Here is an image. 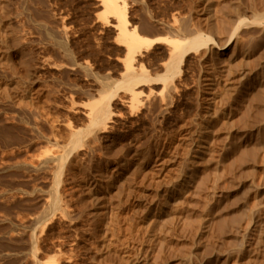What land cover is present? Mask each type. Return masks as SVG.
<instances>
[{
	"label": "bare ground",
	"instance_id": "6f19581e",
	"mask_svg": "<svg viewBox=\"0 0 264 264\" xmlns=\"http://www.w3.org/2000/svg\"><path fill=\"white\" fill-rule=\"evenodd\" d=\"M27 1L0 0V72L11 77H0V123L13 122L0 124V264H264V0H143L145 8L139 11L142 19L146 16V38L142 27L143 37L137 27H129L128 1L101 0L99 22L109 24V17L115 18L119 40H114L126 48L119 80L109 77V71L101 77L77 61L80 50L75 52L67 29L58 28L61 20L52 32L46 24L53 12L44 18L46 24L41 13V20H34L33 1ZM34 31L62 56L51 66L78 71L96 83L94 91L84 88L80 81H66L61 71L68 83L60 84L65 85L61 89L54 85V96L61 95L71 107L66 105V110L87 108L85 125L72 123L78 116L71 112L64 117L67 131L63 120L62 126L57 123L65 111L57 110L52 90L32 72L33 58L25 53ZM143 47L153 50L145 58L147 65L138 61ZM159 50L160 63L155 64L154 52ZM20 66L25 78L19 77ZM142 86H152L143 98ZM118 92L128 95L129 108L143 104L151 114L159 112L164 129L161 142L153 144L159 160L152 164L150 149L136 153L134 148L135 156L120 161L129 176L147 170L150 189L143 214L136 210V216L133 204L129 209L134 217L122 218L127 220L124 226L118 215L107 217L103 205L131 190L124 174L111 169L110 154L104 153L102 136L112 135L109 123ZM78 96L87 98L85 107L77 108Z\"/></svg>",
	"mask_w": 264,
	"mask_h": 264
},
{
	"label": "rangeland",
	"instance_id": "374dc122",
	"mask_svg": "<svg viewBox=\"0 0 264 264\" xmlns=\"http://www.w3.org/2000/svg\"><path fill=\"white\" fill-rule=\"evenodd\" d=\"M20 1V0H19ZM25 1H27V0H25ZM30 3H32L31 1H33V4H34V6H33V10H35V11H37V12H33V10L31 11V13H32V16H33V18H34V20H38L39 18H40V15H41V18H42V21H43V23H45L46 21L48 22V20L50 21V22H46L45 24H46V26L48 27V28H51L52 30L54 29V30H58V28H60L61 29V27H65L67 30V33H69L68 34V36L70 37V40H72L73 41V43H72V45H73V48H74V50H75V52L76 51H78V50H80V51H78V52H76L75 53V56H76V60L77 61H81L80 63H82V64H85V66H87V64H89L88 66H90L89 68H91V70H93V72L94 73H98V75H100V74H102L101 75V77L103 76L104 77V75L106 74V76L105 77H107L108 75V71L110 72V75H109V77H113V76H115V77H113L112 79L113 80H119L120 78H121V75H122V73H124L123 72V70L125 71V63L123 62V60L124 61H126V58H125V55H126V51H124V50H126V48H124L125 47V45H122V43L119 45V44H117V41L119 40L118 39V30H117V28H116V20H115V18H113V17H109V18H111V19H109L108 20V22H109V24L108 23H105V24H108V25H106L105 26V24L101 21V23L99 22V20L101 19L100 18V14L98 13V11H100L101 10V7H102V4H101V0H100V2H99V0H52V2H51V0L50 1H48V0H46V5L48 6V8H47V6H45L44 4H45V0L44 1H42V0H28ZM27 1V2H28ZM35 1H37V7H38V9H37V7L35 6L36 5V2ZM39 1V2H38ZM40 1H42V2H44V4H42ZM54 1V2H53ZM70 1V2H69ZM73 1H75L74 3H73ZM126 1V2H125ZM123 0L122 2H125L126 4H127V1H128V4H127V10H130V11H128V20H129V27L130 28H132L133 26L134 27H137V29H138V31L140 32V34L142 33V37H143V34H144V31L142 32L141 30V28H139V27H142L143 28V30H145L146 32H145V34H144V38H146L145 36H146V34H147V20H146V16H145V13H143V15H144V18H145V20H144V18L142 19V17H141V15H142V12H140V11H142L144 8H145V6H144V1L143 0H134V1H132V0ZM142 1V2H141ZM176 0H171V2L173 3V2H175ZM52 3V5H50V4H47V3ZM62 2V3H61ZM130 2H135L133 5H132V3H130ZM177 2V1H176ZM30 3L28 4L27 3V5H28V7L30 8V10L32 9L31 7V5H30ZM54 3V4H53ZM56 3V4H55ZM67 3V4H66ZM71 5H70V4ZM66 4V5H65ZM69 4V5H68ZM76 4V5H75ZM80 6H79V5ZM84 4V5H83ZM101 4V5H100ZM136 4V5H135ZM44 5V6H43ZM55 7H54V6ZM58 5V6H57ZM83 5V6H82ZM130 5H132L131 7H129ZM50 6H52V7H50ZM70 6H73V7H70ZM77 6H79V8L77 7ZM135 6V7H134ZM140 8H138V7ZM144 6V7H143ZM43 7V8H42ZM50 11H48L46 8ZM51 9H50V8ZM69 7V8H68ZM138 8V11H137V8ZM41 8H42V10L44 11V10H46V13H45V11L44 12H42L41 11ZM55 8V9H54ZM58 8V9H57ZM67 8V9H66ZM75 10H74V9ZM82 8H84L83 10H81ZM103 8V7H102ZM134 8V9H133ZM141 8H143V9H141ZM52 9H53V11H52ZM72 11H71V10ZM79 9V10H78ZM131 9H133V11L131 10ZM60 10V11H59ZM62 10V11H61ZM65 10H66V12H65ZM76 10H78V11H76ZM103 10V9H102ZM101 10V11H102ZM140 10V11H139ZM40 11V12H39ZM47 11L49 12V13H47ZM54 11H55V14H54ZM59 11V12H58ZM69 11H71L70 13H69ZM77 13H76V12ZM82 11V12H81ZM84 11V12H83ZM100 11V12H101ZM39 12V13H38ZM53 12V13H52ZM62 12V13H61ZM68 12V13H67ZM74 12H75V15H74ZM134 12V13H133ZM136 12V13H135ZM139 12V13H138ZM143 12H145V10L143 11ZM41 13V14H40ZM43 13H45V14H43ZM50 13H52V15H55L54 17L53 16H51V14ZM79 13V14H78ZM81 13H83V14H81ZM141 13V14H140ZM37 14H38V16H37ZM40 14V15H39ZM48 14V16L47 17H42L43 15L44 16H46ZM49 14H50V16L51 17H53V18H51L50 16H49ZM88 16H87V15ZM98 14V15H97ZM131 14V15H130ZM135 16H134V15ZM60 15H63V17L65 18H63V19H61L62 18V16H60ZM76 15H78V16H76ZM82 17H81V16ZM129 15H130V17H132V18H130L129 17ZM140 15V16H139ZM69 16V17H68ZM72 16V17H71ZM97 16H98V20H97ZM135 18H134V17ZM139 18H141L142 20H139L138 19V17ZM50 17V18H49ZM57 17V18H56ZM58 17H60V18H58ZM68 17V18H67ZM96 17V18H95ZM41 18H40V20H41ZM44 18H49L48 20H46V19H44ZM71 18H72V21H71ZM77 18V19H76ZM91 18L93 19L92 21H96V22H92V21H90L91 20ZM100 18V19H99ZM51 19V20H50ZM54 21H53V20ZM68 19V20H67ZM73 19H74V21H73ZM79 19V20H78ZM90 19V20H89ZM95 19V20H94ZM113 19V20H112ZM130 19L132 20V21H130ZM136 19V20H135ZM39 20V21H40ZM46 20V21H45ZM57 20H61V21H65V24H66V26L68 25V27H66L65 25H63L64 23H62L61 24V21L59 22V21H57ZM79 21V23H78V21ZM137 20H139L138 22H137ZM41 21V22H42ZM45 21V22H44ZM52 21V22H51ZM56 21H57V26H58V28H56ZM69 23H68V22ZM80 21H82V22H80ZM112 21H114V22H112ZM16 22H18V21H16ZM16 22H15V24L14 25H16V26H18V25H21L20 24V22L19 23H17L16 24ZM112 22V23H111ZM135 22V23H134ZM54 23V24H53ZM71 23H74V24H71ZM76 23V24H75ZM81 23L83 24L82 26L83 27H81L82 28V30H81V28H80V26H81ZM86 23H88V24H86ZM133 23V24H132ZM138 23H140L138 26H137V24ZM53 26H52V25ZM60 24V25H59ZM91 26H90V25ZM101 24V25H100ZM103 24V25H102ZM114 24V25H113ZM135 24V25H134ZM143 24V25H142ZM49 25H51V27L49 26ZM55 25V26H54ZM63 25V26H62ZM72 27H71V26ZM75 25H77V27H79V29L76 27V28H73ZM88 25V26H87ZM94 25V26H93ZM132 25V26H131ZM86 26V27H85ZM108 26V27H107ZM112 26V27H111ZM114 26V27H113ZM70 27H71V29H70ZM69 28V29H68ZM51 29H49L50 31H52ZM77 30L76 31V33H75V31L74 30ZM52 31V32H55V31ZM71 32H70V31ZM80 30L82 31V32H80ZM117 32V34H116V32ZM75 34H74V33ZM81 34H80V33ZM84 32V33H83ZM37 34H39V36L37 35ZM34 35H37V36H34ZM34 35L32 34V36H29V38L32 40V42H29V44H27L26 45V47H25V50L26 51H28V52H26L25 51V53L27 54V55H29L31 58H35L36 60H37V62H36V60L34 59H32V63H37L36 64V66H35V64H32L31 63V65L33 66L31 69H33L32 70V72L33 73H36L35 75H36V77L37 78H39L38 76H40V80L42 81V83H46L47 84V86H45V89H48L49 91L50 90H52L51 92V94H50V97H51V99L53 100H55L54 102L55 103H53L54 105H58V111H61V113L62 112H64L65 111V113H63L61 116L63 117V118H60V119H58L59 120V122H57V123H59V125H61L62 126V123H64V126H63V129H65V124H68V123H66V122H68V120L66 119V118H64L65 116H67L68 115V112H69V115H70V112H71V114H76V116H78L79 117V120H78V117H75L76 118V120H75V118L74 119H71V122L72 123H74V124H77V125H80L81 123H82V125H80L79 127H81V126H83V125H85L86 123H84V121L83 120H85V122L87 121L86 119H85V116H86V114H85V110L87 109V108H80V107H85V105H83V103H85L87 100V98H85V96H78V97H76V100L79 98V99H82V100H77V108L80 110V112L78 111V112H73L71 109H69V108H71L70 107V105H69V103H68V101H67V99H65V98H63L61 95H59V97H58V94H55L56 96H54V85H55V88L57 87V89H61L63 86H65V85H60V84H63V83H68V82H70V83H74V81L73 80H75V82L77 83V82H79L78 84H82V86H84V88H86L87 87V89H90V88H92V89H90V90H95L96 89V87H97V85H96V83H94L92 80H89V79H86L84 76L82 77L81 76V74L80 73H78V71L76 72V73H73V74H71L72 73V70H70V69H68L70 72H67L68 70L67 69H63V70H59L58 68H56L55 66H51V65H53L55 62H57V61H59L60 60V58H61V60H63L62 59V56L61 55H59V53L57 52V51H55V50H53L52 48L50 49V47L48 46V45H46L47 44V42H45V40H46V38H44V35L42 34V37H40V35H41V33H37V31H36V34H35V31H34ZM86 35V36H85ZM116 35H117V37H116ZM35 38H34V37ZM74 36V37H73ZM84 36V37H83ZM147 36H148V34H147ZM40 37V38H39ZM77 37L79 38V39H77ZM86 37V39H84ZM87 37H88V39H87ZM115 37V38H114ZM33 38V39H32ZM36 38L37 39H41V38H43V39H41V40H44V41H41L40 40V43H37V42H39V40H37L36 41ZM102 38V39H101ZM148 38V37H147ZM35 39V40H34ZM77 39V40H76ZM114 39H118L117 41L116 40H114ZM37 43H35V42ZM76 41V42H75ZM78 41V42H77ZM84 41V42H83ZM88 41V42H87ZM45 42V43H44ZM83 42V43H82ZM86 42V43H85ZM100 42V43H99ZM43 43V44H42ZM81 43V44H80ZM119 43V42H118ZM34 44V45H33ZM42 44V45H41ZM45 44V45H44ZM90 44H91V47H90ZM99 44H100V46H99ZM102 44V45H101ZM34 47H33V46ZM38 45V48L36 47ZM77 45H79V46H77ZM118 45V46H117ZM122 45V46H121ZM29 46H30V48H29ZM41 46H43V47H41ZM46 46V47H45ZM77 46V47H76ZM80 46H81V48H80ZM97 46H99V47H97ZM101 46H103L102 47V49H100L101 48ZM120 46V47H119ZM83 47H86V49H82ZM88 47V48H87ZM97 48V50L95 51V48ZM32 48V49H31ZM41 48V49H40ZM80 48V49H79ZM105 48V49H104ZM123 48V49H122ZM43 49H46V50H43ZM48 49V50H47ZM93 49V50H92ZM143 49H146V48H142V50H141V55L143 54V57L139 54L138 55V61L140 60V63L143 65L144 63V65H147V63H148V61L149 60H147L148 59V55L150 54V52H152L151 50H148V51H146V50H143ZM32 50V51H31ZM51 50V51H50ZM42 51V52H41ZM45 51V52H44ZM49 51V52H48ZM52 51L53 52H57L56 53V55L55 54H53L52 53ZM89 51V52H88ZM102 51V52H101ZM38 52V53H37ZM88 52V53H87ZM98 52V53H97ZM101 52V53H100ZM160 50L159 51H155L154 52V54H155V59H154V63L156 64V63H158L159 61L157 60V59H159L160 57H159V55H160ZM30 53V54H29ZM34 53V55L32 56V54ZM39 53H40V55L44 58H42L40 55H39ZM48 53V54H47ZM79 53H81V54H78ZM86 53H87V55H86ZM144 53H146V54H144ZM148 53V54H147ZM49 54L51 55V57L49 58ZM58 54V55H57ZM77 54V55H76ZM85 54V56L83 57L82 55H84ZM44 55H45V57H44ZM52 55L53 56H55L54 58L52 57ZM146 55H147V57H146ZM156 55H158L157 57H156ZM47 56H48V58H49V60H48V58H47ZM59 56V57H58ZM78 56V57H77ZM38 57V58H37ZM46 58H47V60H46ZM52 58H53V60H52ZM57 58H59V60L57 59ZM84 59L85 58V60H82V59ZM124 58V59H123ZM144 58V59H143ZM145 58H147L146 60H145ZM55 59H56V61H55ZM142 59H143V62H142ZM46 62H45V61ZM60 60V61H61ZM39 61H41V63L39 62ZM43 61V62H42ZM51 61H52V63L53 64H51ZM85 62V63H84ZM147 62V63H146ZM48 63H50V64H48ZM87 63V64H86ZM122 63H124V64H122ZM160 63V62H159ZM41 64H42V66H41ZM46 65V66H44V65ZM37 65L39 66V67H42V68H39V67H37ZM92 65V66H91ZM34 66H35V68H34ZM50 66H51V68H50ZM37 67V68H36ZM93 67V68H92ZM20 68V69H19ZM45 68V69H44ZM47 68H49V69H47ZM55 68V69H54ZM18 71H19V75H21V76H19V77H22V78H25V74H26V71H25V68L23 69V67H18ZM34 69H36V70H34ZM39 69V70H38ZM48 71H47V70ZM53 70V71H52ZM57 70H59V71H57ZM64 70H67V71H64ZM94 70H96V71H94ZM97 70H98V72H97ZM25 73H24V72ZM53 73V75H51L52 73ZM61 71H63V72H66V76L63 74V72H61ZM99 71H100V73H99ZM22 72V73H21ZM45 72V73H44ZM59 74H58V73ZM74 72V71H73ZM102 72V73H101ZM3 73H4V75H3ZM0 72V77H3V76H5V77H9V78H11L10 76H6V75H8L9 73H7V72ZM43 73H44V75H43ZM55 73V74H54ZM67 78V80L66 81H68V82H66V81H64L66 78L62 75V74ZM69 73V74H68ZM78 73V74H77ZM120 73V74H119ZM6 74V75H5ZM39 74V75H38ZM47 74V75H46ZM50 74V75H49ZM61 74V75H60ZM104 74V75H103ZM113 74V75H112ZM10 75V74H9ZM50 77H49V76ZM57 75V76H56ZM71 75V76H70ZM78 75V76H77ZM42 76H44L43 78H41ZM52 76V77H51ZM55 76V77H54ZM63 76V77H62ZM72 79H70L69 77ZM75 76V77H74ZM74 79H73V78ZM80 79H83V80H80ZM117 77H119V79L117 78ZM48 78V79H47ZM51 78V80H49ZM53 78H54V81H52L53 80ZM60 78H61V80H60ZM68 78H69V80H68ZM78 78V79H77ZM45 79V80H44ZM56 79H58L57 81H56ZM85 79V80H84ZM60 80V81H59ZM63 80V81H62ZM71 80V81H70ZM76 80H78V81H76ZM45 81H47V82H45ZM92 83V84H90L89 85V83ZM51 82V83H50ZM57 83V85H56V83ZM59 82V83H58ZM62 82V83H61ZM53 83V84H52ZM55 83V84H54ZM85 83V84H84ZM52 84V85H51ZM95 84V85H94ZM60 85V86H59ZM86 85H88V86H86ZM53 86V87H52ZM90 86V87H89ZM92 86V87H91ZM61 87V88H60ZM143 87V88H142ZM142 87H140L141 89L140 90H142V92H143V95H142V98H143V96L145 95H147L148 93H147V90L149 91V89L150 88H152V86H150L149 88L147 87V86H142ZM157 89H155V88ZM153 88H154V90L155 91H159V86H154ZM53 88V89H52ZM94 88V89H93ZM146 88H148V89H146ZM145 90V91H144ZM145 92V93H144ZM147 93V94H146ZM122 92H118V94H117V98L115 97L114 99H113V109H114V113L116 114H114V116H113V119H112V121H110V123H109V126H112L113 127V130H112V135H109L108 136V134L109 133H104V135L102 136L103 138H104V147L106 146V148H105V151H104V153H106V154H110V157H111V161H112V165L113 166H111L112 168L111 169H114V168H116L117 167V169H118V171H119V173L120 174H124L123 175V178H124V181H126V180H128V184H130L131 186H130V192L129 191H125V192H122L120 195H113V196H115V197H110V199H112L111 201H110V199L109 200H107V202L105 203L104 202V207H106V208H104L105 209V212H107V217H108V215H110L111 217L110 218H112V216L114 217L115 215H118V222H120V224H121V226H124V224H125V222L127 221V220H125V219H122V218H126V219H129L131 216H133L134 217V212L132 213V211L130 210L132 207H133V204L135 205L134 206V211H135V215L136 216H139L140 215V213L143 211V209L145 208V206H146V203H144L145 201L148 203V201L147 200H149V195H150V189H149V183H147V182H149V181H147L149 178L147 177V176H149V174L148 173H146V171L147 170H144V171H140V172H142V173H140V172H138V173H136V175L135 176H132L131 175V173H130V176H129V172H125V170H124V167L122 166V164L123 163H121V162H123L124 161V159L126 160H128V158H127V156L128 157H133V156H135V154L137 153V152H139V151H147V150H151V152H153L152 153V155H151V160H152V164H153V162H156L157 160H159V159H157L158 158V155H159V152H158V154H156L155 153V146L154 145H156V143H160L161 142V139H162V136H163V133H164V129L162 128L163 126H162V119L159 121L157 118H162V116H161V114L159 113H156V114H151L149 111H148V109H147V107H145V108H143V104H139V105H137V106H139V107H131V108H129V102H128V97H126V96H128V95H126V94H122ZM120 95L122 96L121 98H123V99H121L120 98ZM124 95H126V96H124ZM124 96V97H123ZM144 96V97H145ZM53 97V98H52ZM58 100H57V99ZM84 98V99H83ZM127 98V99H126ZM63 100V103L65 104H63L61 101ZM126 101L125 103H124V101ZM56 101H59V102H56ZM65 101V102H64ZM80 101H82V102H80V104H79V102ZM61 102V103H60ZM116 104H115V103ZM59 103V104H58ZM67 103V104H66ZM88 103V102H87ZM127 103V104H126ZM79 104V105H78ZM82 104V105H81ZM61 105H63V107L61 106ZM66 105H68L69 106V108H67V110H66V107H68V106H66ZM128 105V106H127ZM116 106V107H115ZM145 106V105H144ZM56 107V106H55ZM61 107V108H60ZM129 108V109H128ZM64 109V110H63ZM84 109V110H83ZM131 109H132V111H134L133 113L131 112ZM138 109H139V111H138ZM71 110V111H70ZM146 110V111H145ZM81 111H82V113H81ZM144 112H146L147 114H145ZM80 113V114H79ZM149 113V114H148ZM84 114H85V116H84ZM151 114V116H149ZM158 114V115H157ZM175 113H171V117H170V123L173 125L174 124V118H173V116L175 117V115H174ZM141 115H144L143 117L141 116ZM148 115V116H147ZM156 115H157V117H156ZM81 116V117H80ZM141 116V117H140ZM54 117H56V116H54ZM69 117V116H68ZM140 117V118H139ZM149 119H147V118ZM150 117V118H149ZM156 117V120L158 121V123L159 124H157L156 122V120L154 119ZM146 118V119H145ZM151 118H153V119H151ZM53 119H55V118H53ZM57 119V118H56ZM61 120H63V121H61ZM66 120V121H65ZM152 120H153V122L154 123H156V124H153L152 123ZM172 120V121H171ZM62 123H61V122ZM78 121V122H77ZM81 121H83V122H81ZM114 121H116L115 123H114ZM1 122V121H0ZM5 122V123H4ZM11 121H5V120H3L2 121V124H1V126H3V124L4 125H6V126H8V125H11V123H13V122H11ZM81 122V123H80ZM161 122V123H160ZM6 123H9V124H6ZM56 123V124H57ZM114 123V124H113ZM151 123H152V125L154 126V127H156V128H154L152 125H151ZM117 124V125H116ZM170 124V126L172 127V125ZM12 125H14V124H12ZM160 125V126H159ZM16 126V125H15ZM66 126H68V125H66ZM114 126H116V127H114ZM153 127V128H152ZM67 128L68 127H66V131H67ZM118 128V129H117ZM161 128H162V130H161ZM16 129V128H15ZM69 130H70V128H69ZM68 130V131H69ZM117 131V132H116ZM160 131H162V133L160 132ZM67 133V132H66ZM111 133V132H110ZM106 134V135H105ZM133 134V135H132ZM135 134H136V136H135ZM112 136V137H111ZM136 138H135V137ZM160 136H161V138H160ZM131 137V138H130ZM114 138H115V140H114ZM157 139V140H156ZM111 140V141H110ZM114 140V142H112ZM121 140V141H120ZM136 140V141H135ZM110 141V142H109ZM157 141V142H156ZM106 142V143H105ZM112 142V143H111ZM116 142V143H115ZM121 142V143H120ZM133 143V144H131L130 146H129V143ZM136 144H135V143ZM156 142V143H155ZM111 145H110V144ZM117 146H116V145ZM154 144V145H153ZM111 146V147H110ZM135 146V147H134ZM117 147H118V149H117ZM128 147H130V148H128ZM111 148V149H110ZM116 148V149H115ZM134 148H136V153L135 154H133L135 151V149ZM153 148V149H152ZM123 149V150H122ZM138 149V150H137ZM143 149V150H142ZM147 149V150H146ZM113 150V151H112ZM128 150V151H127ZM125 151V152H124ZM127 151V152H126ZM113 152V153H112ZM116 152V153H115ZM130 152H132V153H130ZM150 152V153H151ZM112 153V154H111ZM125 153V154H124ZM127 153L129 154V155H127ZM117 155V156H115V155ZM122 154V155H121ZM112 155V156H111ZM125 156V158H124V156ZM133 155V156H132ZM114 156V157H113ZM117 157V158H116ZM157 157V158H156ZM131 158H129V159H131ZM115 159H117L116 160V162H115ZM155 159H157V160H155ZM141 160H143V158L141 159ZM141 160H139V161H141ZM121 161V162H120ZM138 161V162H139ZM118 163V164H117ZM159 164H160V162H159ZM116 165V166H115ZM98 167H99V169H98ZM96 166L95 167V171H98L100 174H101V176L105 173V170H103V167H101V166ZM121 169V170H120ZM103 171H104V173H103ZM143 172H145L144 174H143ZM148 172V171H147ZM103 173V174H102ZM140 176H139V175ZM141 174H143V175H141ZM0 175H1V171H0ZM105 175V174H104ZM128 175V176H127ZM146 175V176H145ZM100 176V177H101ZM142 176H144L145 178H147V179H144ZM100 177H98L97 178V180L100 178ZM131 177H133V178H135L136 177V179H133V180H131ZM137 177H139V178H137ZM123 178H122V180H123ZM125 178H127V179H125ZM143 178V179H142ZM130 179V180H129ZM135 180H137V181H135ZM145 180V181H144ZM131 181V183H129ZM132 182L134 183L133 185H132ZM136 182V183H135ZM147 183L148 184V187H146V185L144 184V183ZM145 185V187H144V185ZM0 190L2 191V186H1V177H0ZM135 187V188H134ZM144 188V189H143ZM145 188H146V190H145ZM141 189V190H140ZM143 189V190H142ZM133 190H134V192L136 191V192H138L137 194H136V192L134 193L133 192ZM126 192H127V196L125 197V195H126ZM143 192V193H142ZM139 193L141 194V196L139 195ZM146 193V194H145ZM148 193V194H147ZM1 195V197H2V192L0 193ZM125 194V195H124ZM121 195H123L124 197H122ZM130 195H133V196H131L130 197ZM142 195H144V197L142 196ZM134 196H136L137 198H133ZM148 196V197H147ZM0 197V198H1ZM117 197V198H116ZM121 197V198H120ZM129 197V198H128ZM143 197V198H142ZM115 200H119L118 201V203H117V201H114V199ZM127 198V199H126ZM140 198H142V200L143 201H141V199ZM145 198H147V199H145ZM138 201H137V200ZM140 199V200H139ZM1 200L2 201H4L3 200V197L0 199V208H2V204H3V202H1ZM121 200H122V202H121ZM110 203H109V202ZM137 202V203H136ZM113 203V204H112ZM118 205H117V204ZM109 204V205H108ZM111 204V205H110ZM122 204V205H121ZM131 204V205H130ZM2 205V206H1ZM112 205H113V208H108V207H112ZM145 205V206H144ZM120 206H122V207H120ZM128 207V208H127ZM144 207V208H143ZM108 208V209H107ZM117 208V209H116ZM122 208H124L123 210H122ZM130 208V209H129ZM136 208V209H135ZM142 208V209H141ZM112 209H114V210H112ZM116 209V210H115ZM118 209H119V211H118ZM141 209V210H140ZM107 210V211H106ZM111 210V211H110ZM139 210V212L137 213V211ZM109 211V212H108ZM115 211V213H111V212H114ZM117 211V212H116ZM131 211V212H130ZM141 211V212H140ZM1 212H2V209H0V216L2 215L1 214ZM123 212V213H122ZM126 212V213H125ZM131 215H130V214ZM139 214V215H137V214ZM112 214V215H111ZM115 214V215H114ZM120 214V215H119ZM128 214V215H127ZM141 214H143V212L141 213ZM121 216H123V217H121ZM120 217H121V219H120ZM120 219V220H119ZM121 220H123V222H121Z\"/></svg>",
	"mask_w": 264,
	"mask_h": 264
}]
</instances>
